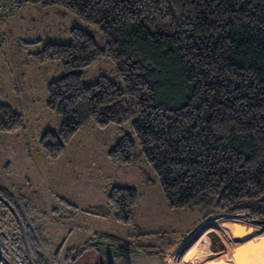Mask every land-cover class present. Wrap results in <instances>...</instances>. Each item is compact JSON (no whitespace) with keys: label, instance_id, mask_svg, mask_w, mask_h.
Instances as JSON below:
<instances>
[{"label":"trees","instance_id":"trees-1","mask_svg":"<svg viewBox=\"0 0 264 264\" xmlns=\"http://www.w3.org/2000/svg\"><path fill=\"white\" fill-rule=\"evenodd\" d=\"M146 1L14 0L64 6L104 39L102 47L73 27L69 42L49 41L34 53L62 68L47 83L46 106L60 126L42 133L43 151L60 156L84 124L130 121L132 134L123 133L108 157L149 165L151 184L171 208L248 211L264 220V0ZM102 56L119 82L84 80L83 69ZM24 124L23 113L0 100V132ZM138 198L136 188L113 185L107 202L128 223Z\"/></svg>","mask_w":264,"mask_h":264},{"label":"rangeland","instance_id":"rangeland-1","mask_svg":"<svg viewBox=\"0 0 264 264\" xmlns=\"http://www.w3.org/2000/svg\"><path fill=\"white\" fill-rule=\"evenodd\" d=\"M73 27L104 46L98 28L64 6L0 0V100L25 119L22 128L0 132V202L9 204L1 222L30 264H175L213 217L235 213L204 216L199 207L171 208L162 190L151 184L154 174L144 161L112 163L108 152L123 133L132 134L130 121L84 124L56 158L40 145L44 131L60 126L46 98L47 83L62 68L53 61L39 62L34 53L49 41L69 42ZM83 71L88 83L100 76L120 80L105 56ZM135 148L139 150L138 143ZM113 185L139 192L128 223L120 222L107 202ZM241 212L257 218L248 211L236 214ZM117 241L130 250L120 251ZM148 249L156 250L149 254Z\"/></svg>","mask_w":264,"mask_h":264},{"label":"bare ground","instance_id":"bare-ground-1","mask_svg":"<svg viewBox=\"0 0 264 264\" xmlns=\"http://www.w3.org/2000/svg\"><path fill=\"white\" fill-rule=\"evenodd\" d=\"M212 219L189 240L184 253L175 264H264V223L242 212L220 215ZM238 223L248 229H254L253 232L250 231L254 244H245L240 248L243 242L233 237ZM245 227L239 228L244 232ZM234 252L237 259L234 258ZM172 257L173 255L171 259Z\"/></svg>","mask_w":264,"mask_h":264},{"label":"built area","instance_id":"built-area-1","mask_svg":"<svg viewBox=\"0 0 264 264\" xmlns=\"http://www.w3.org/2000/svg\"><path fill=\"white\" fill-rule=\"evenodd\" d=\"M0 213L7 215V211L0 205ZM0 264H29L26 258L19 252L6 228L0 220Z\"/></svg>","mask_w":264,"mask_h":264},{"label":"water","instance_id":"water-1","mask_svg":"<svg viewBox=\"0 0 264 264\" xmlns=\"http://www.w3.org/2000/svg\"><path fill=\"white\" fill-rule=\"evenodd\" d=\"M248 216L250 217L249 214H248ZM256 220L259 221V222L264 223V220L263 219L256 218ZM240 226L245 227L242 223H238V227H237L236 231L233 234L234 239L241 240L243 242V244L240 246V248H242V246H244L245 244H249V245H251L250 243H253L254 244V241H253V239H251V236H250L252 234V232L254 231V229H251V228L248 229V228L245 227L244 232H242L241 229L239 228ZM250 231H252V232H250ZM247 232H249L250 234L248 233L247 236H246V233ZM191 233L192 232H190L189 235ZM262 238H264V237H262ZM180 243L175 244L172 247L170 253H174ZM255 244H256V242H255ZM249 245H247V246H249ZM254 251H256V250L254 249ZM234 258L237 259V256H236V253L235 252H234Z\"/></svg>","mask_w":264,"mask_h":264}]
</instances>
